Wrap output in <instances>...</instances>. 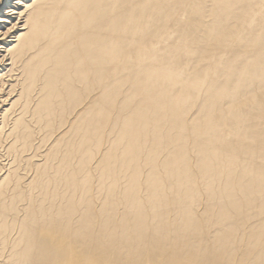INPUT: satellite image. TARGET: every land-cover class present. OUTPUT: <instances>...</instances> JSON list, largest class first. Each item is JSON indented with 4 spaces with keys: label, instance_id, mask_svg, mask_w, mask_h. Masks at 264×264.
Returning a JSON list of instances; mask_svg holds the SVG:
<instances>
[{
    "label": "bare ground",
    "instance_id": "bare-ground-1",
    "mask_svg": "<svg viewBox=\"0 0 264 264\" xmlns=\"http://www.w3.org/2000/svg\"><path fill=\"white\" fill-rule=\"evenodd\" d=\"M0 264H264V0L0 2Z\"/></svg>",
    "mask_w": 264,
    "mask_h": 264
},
{
    "label": "rangeland",
    "instance_id": "rangeland-1",
    "mask_svg": "<svg viewBox=\"0 0 264 264\" xmlns=\"http://www.w3.org/2000/svg\"><path fill=\"white\" fill-rule=\"evenodd\" d=\"M2 1H4V0H0V2H2Z\"/></svg>",
    "mask_w": 264,
    "mask_h": 264
}]
</instances>
